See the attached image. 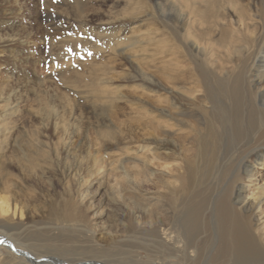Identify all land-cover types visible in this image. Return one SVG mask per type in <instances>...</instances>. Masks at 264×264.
Wrapping results in <instances>:
<instances>
[{"label": "rangeland", "instance_id": "374dc122", "mask_svg": "<svg viewBox=\"0 0 264 264\" xmlns=\"http://www.w3.org/2000/svg\"><path fill=\"white\" fill-rule=\"evenodd\" d=\"M13 1L6 2L20 6V11L11 19L16 24L13 30L17 35L12 42L14 48L8 50L5 49L8 46H0V75L5 76L4 81H0V88L9 97L8 109L15 110L12 119L16 121L18 140L22 142L20 147L35 151L47 150V145L50 149L57 148L60 156L56 159L49 149L52 171L39 167L31 175L17 167L22 159L16 158L9 177L19 179L34 192L26 189L33 195L31 208L41 210L49 197L63 201L70 198L77 203V186L71 183L67 187L60 179L61 171L100 165L102 178L88 187L87 198L100 214L94 216L91 227L96 230L99 241L108 242L106 227L117 224L121 228L126 223L128 228L125 229L133 230L134 215L143 217L145 222L148 220V209L156 203L148 197L154 196L161 185L159 173L148 175V168L159 167H149L146 163L150 157L147 149L156 143L148 137L153 128L149 123L150 116L160 103L140 84L146 79L161 81L162 66L178 55L180 63H195L202 69L208 66L216 70L227 64L238 65L244 72L250 64H256V60V65H260L264 60V0H232L236 11L232 3L214 0L216 9L223 15L212 25L196 20L193 14L178 16L171 8L172 0ZM192 1L202 5L205 0ZM118 16L128 20L125 26L117 27V22L121 21ZM25 38L29 43L24 41ZM194 39L201 45V51L194 47ZM223 39L225 42L233 40L229 50ZM241 88L242 101L249 103L247 87L242 84ZM195 106L186 104L185 107L197 110ZM246 117L241 126L243 131L238 133L236 141L229 143L233 149L229 163L234 166L251 146L264 145V133H253L261 122L264 125V121L252 123L250 127L249 116ZM2 123L0 121V127ZM174 142L181 148L185 143L178 139ZM160 151L158 155L165 153L171 157L177 152L173 147L166 152ZM15 153L18 157L20 152ZM258 168L264 170L261 165ZM136 173L139 174L138 186L130 190L133 186L129 180ZM259 180L260 183L264 181L261 176ZM115 183L121 190L119 194L108 187ZM137 222L145 225L141 219ZM115 234L118 237L114 241L125 239V233L118 231ZM118 242L116 247L121 251H118L116 264H150L147 256L155 255L143 243L132 248ZM124 249L132 251L120 253Z\"/></svg>", "mask_w": 264, "mask_h": 264}, {"label": "bare ground", "instance_id": "6f19581e", "mask_svg": "<svg viewBox=\"0 0 264 264\" xmlns=\"http://www.w3.org/2000/svg\"><path fill=\"white\" fill-rule=\"evenodd\" d=\"M6 1L0 0V46H8L5 49L9 50L14 48L12 42L17 35L13 30L16 24L11 19L20 11V6ZM196 3L172 0L171 8L178 16L193 14L196 20L211 25L223 15L216 9L214 0H205L202 5ZM226 3H232L233 10H237L232 0H226ZM127 21L121 19L117 27L125 26ZM24 41L29 43L28 38ZM232 42L231 39L224 43L227 50ZM193 45L201 51L202 47L196 40ZM179 52L182 53L181 50ZM178 57L162 66L161 81L146 79L144 84H140L160 103L154 115L150 116L149 123L153 128L148 137L156 143L147 149L150 157L145 161L149 167H159L148 168L149 176L160 174L161 185L154 196L148 197L156 203L153 208L149 207L146 222L143 217L134 215L136 224L133 230H126V223L121 228L117 224L106 227L108 242L99 241L96 230L91 227L94 216L100 214L87 198L88 187L103 175L100 165L61 171L59 178L67 187L71 183L77 186V203L69 197L66 201L49 197L41 210L31 208L33 195L26 190L29 188L19 179L9 177L16 158L22 159L17 167L30 175L39 167L52 171L49 168L52 161L50 148L45 144L48 151L42 148L29 151L20 147L22 142L18 140L16 121L12 119L15 110L8 109L11 104L9 97L0 88V121H3L0 127V264H116L118 251H121L117 248L118 240L114 241L118 231L125 233V239L118 242L121 246L134 248L143 243L155 253L147 256L150 264H264V181L260 183L259 180V176L264 180V170L258 168L261 165L264 169V145L251 146L235 166L229 163L233 150L229 143L236 141L238 133L243 131L241 126L247 119L246 115L249 116L250 127L252 123L264 121V69L261 70L264 60L259 61L260 65H256L257 60L256 64L253 61L250 69L242 72V67L227 64L218 66L216 70L208 66L202 69L195 63L182 64ZM1 76L0 81L3 82L5 76ZM242 84L250 95L249 103L242 101ZM186 104L196 105L197 110L186 108ZM261 132L264 133L262 122L253 133ZM175 139L181 143L185 141L183 148L174 142ZM170 147L177 150L173 157L165 153L158 155V151L166 152ZM17 150L20 152L18 157ZM50 150L59 159L57 148ZM138 173L129 180L133 186L130 190L138 186ZM117 184L108 187L119 194L121 190ZM140 219L145 225L137 222ZM122 251L120 253L132 250Z\"/></svg>", "mask_w": 264, "mask_h": 264}]
</instances>
